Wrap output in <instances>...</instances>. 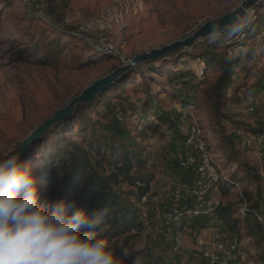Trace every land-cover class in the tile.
Returning <instances> with one entry per match:
<instances>
[{
	"label": "rangeland",
	"instance_id": "1",
	"mask_svg": "<svg viewBox=\"0 0 264 264\" xmlns=\"http://www.w3.org/2000/svg\"><path fill=\"white\" fill-rule=\"evenodd\" d=\"M114 1L0 0V156L94 81L123 66L121 58L130 60L184 39L209 19L230 12L234 3L144 0L141 14L130 16L118 33H107V48L71 34L79 33L85 22L104 15ZM258 10L259 21L247 31L250 35L264 29V4ZM45 17L67 32H60ZM83 36L100 38L97 32ZM212 47L215 46L204 38L170 58L125 69L105 94L89 105H81L68 123L46 134L23 159L37 176L42 195L45 178L39 175L45 174V166L53 162V152L61 150L68 141L80 140L82 131L89 135L93 130L117 151L123 149L122 141L124 147L135 150L131 173L150 179L149 188L139 191L137 183L120 182L116 189L127 209L140 211L146 204L151 228L143 227L138 220V226L119 228V234L110 238L112 248H124L130 253L123 256L122 264H133L136 257L139 264L158 259L169 264H221L218 255L207 256L197 250L207 239L210 227L224 235L229 249L243 258V264L264 263V227L254 228L255 218H241L239 211L245 204L258 205L260 220L264 221V159L254 145L248 147L245 143L247 138L253 139L250 127H264V101L260 95L264 87L260 85L261 75L237 60L242 70L236 78L245 87L223 90L218 96L214 85L221 75L218 59L224 55L221 45ZM148 106L159 116L145 118V128L135 130L139 116L135 119L132 110L146 114ZM192 125L198 134L194 144L209 146L219 180L228 181L227 193L222 194L216 185L212 195L221 207L232 205V218L240 219L227 225L220 217V209L206 219H202L203 215L186 214L181 221L189 224V236L185 247L176 250L159 232L158 216L161 210L175 204L173 189L192 177L191 170L179 166ZM177 206L184 212V201ZM104 224L109 228V222Z\"/></svg>",
	"mask_w": 264,
	"mask_h": 264
},
{
	"label": "clouds",
	"instance_id": "2",
	"mask_svg": "<svg viewBox=\"0 0 264 264\" xmlns=\"http://www.w3.org/2000/svg\"><path fill=\"white\" fill-rule=\"evenodd\" d=\"M257 18L253 0H234L229 16L207 21L206 41L235 45L226 49L225 63H253L264 56V33L246 44L238 41ZM24 151V142H18L0 156V264H122L107 239L106 210L89 211L66 198L43 199ZM123 255L130 253L125 249Z\"/></svg>",
	"mask_w": 264,
	"mask_h": 264
},
{
	"label": "trees",
	"instance_id": "3",
	"mask_svg": "<svg viewBox=\"0 0 264 264\" xmlns=\"http://www.w3.org/2000/svg\"><path fill=\"white\" fill-rule=\"evenodd\" d=\"M48 1L49 0H47L46 2ZM262 4H264V2H260L256 6L258 17L256 22L259 21L258 8L262 6ZM59 30L60 32H67L62 30V28ZM263 31L264 29L260 33L257 32L253 35L245 32V38L252 39L256 35L262 34ZM219 45L222 46L221 50H223V55L226 54V49L231 46L215 44L213 45L215 47L212 48L216 49ZM218 64L221 69V75L214 85L215 93L218 96H221L223 90L229 91L233 87H236L237 90H240L241 88L243 89L245 87V85L239 83V80L236 78V73L242 70L241 65L238 61L225 63L223 56V58L218 59ZM261 72L263 73L264 70L261 69ZM260 85L261 87H264V83L261 81ZM110 88H108L107 91ZM103 94H105V92ZM231 98L232 97H230V99ZM240 98L243 102L246 99L244 95L240 96ZM218 101L219 100H217V102ZM80 106L76 109L77 112ZM147 110L148 112H146L145 109L146 114L143 110H132V112H135V114L139 116V118L137 119L138 123L136 124L137 127H135V130L142 131L145 128V118L148 119L151 116H159V114L157 112H154V110L149 106ZM70 120L57 125L47 134L49 135L57 131ZM155 126L157 127L158 125ZM249 129L254 131H249L250 134L264 137V127H250ZM79 135L81 136V139L77 142L73 140L68 141L61 147V150L53 152V162L48 163L45 166L47 169L45 174L42 173L41 175H39L40 178H45V184L43 185L45 192L41 196L43 199L49 200L66 198L70 203L75 202L77 206L88 209L89 211L102 206L106 210V214L103 218V223H110L107 233V239L110 242L111 237H115L119 234V228L128 230L132 229L134 226L139 225V211L127 209L126 206H122L120 202V192L118 191V189H116V187L120 182H128L131 184L137 183V189L139 191L148 190L150 179L143 176L136 177L132 175L131 171L135 164L136 152L133 149L130 150L129 148L124 147L123 141L121 142L123 149L121 151H117V147H115L114 145H107L106 142L102 141V137L94 133L93 130L89 135H87V133L83 131ZM206 148L208 149L209 146L207 145ZM137 163L139 164V162ZM248 169L251 170L252 167L249 166ZM190 173L192 174V172ZM227 182L228 181L226 179L223 182H221L220 180H218L217 182V186L221 190L222 194L227 193ZM218 210L220 211V217L223 219V221H225V223H227V225L233 224L234 221H238L240 219L239 217H241V215H238L237 218L239 219L232 218V215L234 214L232 205L227 204L223 205L222 207L221 205H219L216 211ZM259 212L260 208L258 205H253L252 207L246 206V214L242 215L241 218L245 217L246 219L248 215L253 216L255 218L254 228L257 227L258 229H262L264 227V221H261L259 219ZM202 217V219H206V217L208 216L203 215ZM114 250L122 260L124 256V248H116ZM148 264L169 263H163L162 260L158 259L155 262H150ZM176 264H178V261H176ZM257 264L264 263H261L259 261Z\"/></svg>",
	"mask_w": 264,
	"mask_h": 264
},
{
	"label": "built area",
	"instance_id": "4",
	"mask_svg": "<svg viewBox=\"0 0 264 264\" xmlns=\"http://www.w3.org/2000/svg\"><path fill=\"white\" fill-rule=\"evenodd\" d=\"M46 2L47 0H41ZM144 11V0H115L107 8L104 15L100 18H96L85 22L81 25L79 33L73 32L71 34L77 35L85 39V41L97 46L105 47V41L108 40V34L118 33L122 30L126 20L132 15L141 14ZM61 29V28H60ZM99 39H93V37L83 36V33H95ZM264 33V31H263ZM253 39V38H252ZM251 39H246L245 34L238 41L239 44H246ZM235 45H231L233 47ZM109 52L111 51V49ZM115 53V52H113ZM246 67L254 69L256 73L261 75L260 81L264 83V56L258 57L253 63H246ZM263 94L262 100L264 101V90L260 92ZM135 119L138 115H133ZM261 120L264 122V112L261 114ZM165 130H168L166 126H163ZM171 133L172 130H169ZM187 139L185 140L184 154L180 159L179 166L183 170H191L192 177L190 180L179 184L172 191V198L175 202L166 210L159 212L158 230L162 232L165 239L173 246L174 249L180 250L186 245V240L189 236V224L186 221H181L186 214L197 215H212L214 211L220 205V201L212 195L213 187L217 185L220 175L217 173V165L212 153L202 143L194 144L196 138L197 129L192 125L188 131ZM253 139L247 138L245 143L254 145L256 151L261 152L264 159V137L255 136L251 134ZM258 138V139H254ZM185 202V210L180 211L177 203ZM146 204H143L139 211V221L145 228H151L148 209L145 208ZM241 214H246V205L240 208ZM261 217V216H260ZM259 217V219H260ZM166 222V224H164ZM208 237L203 243H201L197 250L207 256L213 254L218 255L221 260V264H243V258L239 257L236 251L229 249L226 238L219 230L208 231Z\"/></svg>",
	"mask_w": 264,
	"mask_h": 264
},
{
	"label": "water",
	"instance_id": "5",
	"mask_svg": "<svg viewBox=\"0 0 264 264\" xmlns=\"http://www.w3.org/2000/svg\"><path fill=\"white\" fill-rule=\"evenodd\" d=\"M253 2L255 3L256 6L260 3V2L257 3L256 0H253ZM230 13L231 11L222 16L227 17L230 15ZM45 18L49 20V18L47 17ZM50 23L52 26L60 29V27L57 24L52 22ZM206 24L207 21L184 39L173 41L165 46L145 51L143 53L136 55L130 60H125L124 58H121V61H123L124 63L123 66L116 68L110 74L94 81L91 85H89L86 89H84L79 95L73 97L65 106L56 110L53 115H51L50 117L42 121L40 124H38L24 138H22L19 141V142H24V147H25V151L22 156V159H24L26 155L35 148V146L44 138V136L48 132L54 129L57 125L70 120L74 116L76 109L80 105L91 104L108 88H110L114 83H116L125 69L133 68L137 65H140L141 63L148 61L170 58L172 55L180 54L181 52L191 48L197 41L206 38L204 35L207 32ZM113 54L117 56L116 53ZM8 152L5 155H7Z\"/></svg>",
	"mask_w": 264,
	"mask_h": 264
},
{
	"label": "crops",
	"instance_id": "6",
	"mask_svg": "<svg viewBox=\"0 0 264 264\" xmlns=\"http://www.w3.org/2000/svg\"><path fill=\"white\" fill-rule=\"evenodd\" d=\"M214 229L217 230V229L214 228V227L207 228L208 231H210V230H214Z\"/></svg>",
	"mask_w": 264,
	"mask_h": 264
},
{
	"label": "bare ground",
	"instance_id": "7",
	"mask_svg": "<svg viewBox=\"0 0 264 264\" xmlns=\"http://www.w3.org/2000/svg\"><path fill=\"white\" fill-rule=\"evenodd\" d=\"M47 21L50 23V21L47 19ZM200 41V40H199Z\"/></svg>",
	"mask_w": 264,
	"mask_h": 264
}]
</instances>
